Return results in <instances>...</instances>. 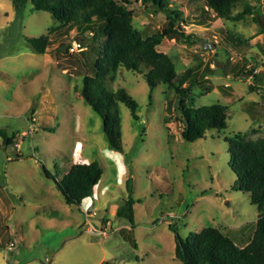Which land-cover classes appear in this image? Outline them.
<instances>
[{
    "label": "rangeland",
    "instance_id": "374dc122",
    "mask_svg": "<svg viewBox=\"0 0 264 264\" xmlns=\"http://www.w3.org/2000/svg\"><path fill=\"white\" fill-rule=\"evenodd\" d=\"M131 2V23L142 38L164 28L162 11ZM170 2L183 12L194 43L165 38L156 48L179 75L190 68L197 77L187 105L224 106L228 128L187 141L180 94L162 84L152 91L142 74L120 67L111 87L137 100L139 120L119 103L124 150L115 151L103 119L80 93L83 78L97 73L106 39L83 47L73 30L68 38L53 35L48 53H34L27 38L46 34L55 19L32 12L30 3L18 17L12 0H0V129L13 138L7 145L0 134V264H182L169 229L177 223L184 239L207 226L239 246L252 239L258 210L234 187L225 138L264 140V0H244L250 13L236 22L217 18L204 0ZM243 9L241 3L235 12ZM67 39L73 42L64 54L57 48ZM93 161L103 176L75 208L44 170L58 178L60 167ZM130 196L132 221L118 216L122 207L128 213Z\"/></svg>",
    "mask_w": 264,
    "mask_h": 264
},
{
    "label": "trees",
    "instance_id": "16d2710c",
    "mask_svg": "<svg viewBox=\"0 0 264 264\" xmlns=\"http://www.w3.org/2000/svg\"><path fill=\"white\" fill-rule=\"evenodd\" d=\"M12 0L18 17L30 3L31 11L51 13L56 24L40 37L27 38L34 53L46 54L52 46V36L57 34L68 38L77 30L80 44L86 47L90 42H99L100 58L96 62V75L85 76L80 89L81 97L104 122V132L112 150L123 151V141L119 117V103L125 104L135 120H139V104L124 87L116 90L111 85L120 67L138 72L147 80L153 91L158 85H165L168 91L180 94L179 108L184 122L183 137L194 142L206 136L209 130L222 131L228 128L225 108L222 105L189 106L186 103L189 91L198 83L193 70L178 74L173 59L157 50L163 39L194 43V33L183 30V12L171 4L170 0H139L147 8H155L166 15V24L152 36L144 39L131 23L127 5L131 0ZM217 18L227 21H241L250 13V5L244 0H204ZM243 3L244 9L235 12ZM72 39L64 40L57 50L68 54ZM63 47L66 49L63 50ZM240 73H238L239 75ZM189 82L188 87L183 85ZM251 86V89H255ZM3 142L12 143L13 138L5 129H0ZM232 155L230 165L237 174L234 187L244 190L250 201L257 207V228L246 246H239L229 235L214 226L203 227L192 232L190 238L180 235V223L169 224L176 239L175 254L182 264H264V140L247 141L239 136L226 137ZM59 168V176L53 177L44 170L47 177L55 181L65 201L80 208L83 201L93 196L95 187L104 170L98 161L74 163L66 172ZM132 179L128 180L131 186ZM133 199L130 196L126 207L118 211V216L133 220Z\"/></svg>",
    "mask_w": 264,
    "mask_h": 264
},
{
    "label": "water",
    "instance_id": "95a60500",
    "mask_svg": "<svg viewBox=\"0 0 264 264\" xmlns=\"http://www.w3.org/2000/svg\"><path fill=\"white\" fill-rule=\"evenodd\" d=\"M203 46H204V47L215 48V44H206V43H204ZM65 49H66V48L63 47V50H65Z\"/></svg>",
    "mask_w": 264,
    "mask_h": 264
},
{
    "label": "built area",
    "instance_id": "2783aa9c",
    "mask_svg": "<svg viewBox=\"0 0 264 264\" xmlns=\"http://www.w3.org/2000/svg\"><path fill=\"white\" fill-rule=\"evenodd\" d=\"M91 230H92V229H91ZM101 233H102V234H104V232H103V231H102Z\"/></svg>",
    "mask_w": 264,
    "mask_h": 264
},
{
    "label": "crops",
    "instance_id": "0c3cea01",
    "mask_svg": "<svg viewBox=\"0 0 264 264\" xmlns=\"http://www.w3.org/2000/svg\"><path fill=\"white\" fill-rule=\"evenodd\" d=\"M1 215V214H0Z\"/></svg>",
    "mask_w": 264,
    "mask_h": 264
}]
</instances>
